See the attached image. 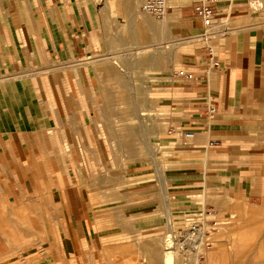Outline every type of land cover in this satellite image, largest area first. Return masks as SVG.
<instances>
[{"label":"crops","instance_id":"1","mask_svg":"<svg viewBox=\"0 0 264 264\" xmlns=\"http://www.w3.org/2000/svg\"><path fill=\"white\" fill-rule=\"evenodd\" d=\"M143 1L0 0V264L29 254L43 258L45 249L49 264H94L102 236L166 225L168 233L186 213L203 209L233 219L223 226L225 238L236 233L245 242L242 252L235 244L234 253L219 251L226 264H264V0H252L253 9L245 0L219 4V29L210 40L216 65L203 39L205 48L192 58L178 53L195 44L186 35L198 32L188 29L194 0H167L161 22L140 12ZM112 9L140 23L131 37L145 42L137 54L153 52L138 62L151 74L149 99L160 93L148 82L164 81L169 69L167 56L154 49L161 43L151 39L164 28L178 36L169 55L168 126L155 131L168 113L153 101L139 113L154 116L147 165L122 166L100 124V80L120 82L98 60L110 39L123 41L109 35ZM176 65L194 79L172 78ZM187 131L194 136L184 142L178 132ZM127 137L134 140L135 133Z\"/></svg>","mask_w":264,"mask_h":264},{"label":"rangeland","instance_id":"2","mask_svg":"<svg viewBox=\"0 0 264 264\" xmlns=\"http://www.w3.org/2000/svg\"><path fill=\"white\" fill-rule=\"evenodd\" d=\"M98 8L100 9V6H98ZM109 11L110 14L114 13V16H109L107 19L108 21L105 22L106 26L108 27L109 35L111 34V36H117L118 34H120L123 37V41L122 43L114 45L110 39L108 41L107 54H105L98 60H100L99 62H107V68L111 70L115 76L116 74L118 75L120 82L117 84L116 79L110 77H108L104 83V78L100 80L102 99L100 124L102 127H104L105 133L107 129L110 135L107 136L105 134V139L109 148L112 149L113 155L119 158L121 156L123 157V159L121 160L122 166H125L127 164H138L141 166L147 165V163L149 162L150 147L152 145L154 146L153 136L158 130H160V128H166L168 126L169 115L171 111L174 110V107L171 102V95L169 89H167L166 86L170 81L171 72V70H169L171 69V65L169 63V55H172L175 50V47L178 45V36H176L175 32H170L164 28L163 31L156 32L153 38L151 39L156 43H161L160 45L154 47V49L156 51V54H161V56H164L165 54L167 56L169 69H167V71H164V74H161L162 77L160 79L164 81H158L156 83L148 82V84L156 85L153 87V89H158L160 93L158 96H156V98L149 99L147 98L148 86L146 85V81L150 78L151 74L148 73V71L146 72L142 70V67L138 65V62L143 59H146L147 56L151 55L153 52H149V54L148 52H145L139 56L137 54V50L140 47L139 45H143L145 42L141 39H131V37L135 35V32H137L136 30L140 29V23L138 24L137 22H135L136 17H131L129 20H127V15L123 14L121 10L112 9ZM100 13H102V10H100ZM145 16L150 20L161 22V20H155L147 14H145ZM187 19L190 23L188 29L191 26H197L198 29V32L192 33V31L189 30V33L186 34L189 38H191V40H195V44L191 46L188 52H182L181 50H179L178 53H181L180 55H186L190 59L195 54H198L205 48V43L199 37V34L201 33L199 21L196 20V18ZM184 22L187 23V21L185 20ZM207 45L213 44L209 42L207 43ZM110 53H113L114 55H109ZM122 63L124 65V72L120 70L123 67L118 66ZM104 65L105 64H102L100 65V67L103 68L105 67ZM182 67L184 66L176 65L174 69ZM153 76H156V74H154ZM122 95L125 96V99ZM149 97L155 96L149 95ZM124 100H140L142 103H133L132 105H127L125 104ZM150 101H153L155 104L159 105L156 106V109H159L158 111H160L161 108H164L167 109L168 113L167 115L160 116V119H158L155 123V127H157L155 128L156 132L153 128L152 131L151 127L148 126L149 119L154 118V116L139 115V113H144L145 110L149 107L148 102ZM131 131L135 133L134 140H129L127 137L128 132L130 133ZM109 139L111 140V142L109 141ZM193 214H195L194 211L186 213V222L184 224L191 222V220L193 219ZM219 217L222 220H228L229 222L233 221V219H227L222 212ZM172 226L174 231L172 233V236L174 238L176 248L181 249L183 244L185 245L186 242L184 240L182 241L181 238H177L179 237V233H177L179 231H177V229L183 228L185 226L180 224L177 225V227L179 228H176V226L174 225ZM165 227L166 228H163L162 230H159L157 232L140 233L135 234V236H126L125 234H109L110 236L108 237L106 235V237L102 236L99 239L100 248L97 253L96 262L94 264H149L148 260H150V257H158V254H153V252L157 251V249L153 251L154 244L155 246L156 243L161 244L162 246V242L166 240L167 236L168 240H172L169 236V232L167 233V225ZM225 235L227 234L224 227L220 229L219 233L212 235L209 239V241L212 243V246H210V248L200 247V251L203 254H199V260L197 263L193 261V256L189 252H180L179 254H177L178 260L176 259V264H226V259L223 258L221 254H219V251L222 249H226V251L228 250L229 252L234 253V251L236 250L234 249V247H239L237 251L240 250L242 252V245L245 246V242H237L236 233L231 234L230 241L228 240V238H225ZM150 241H154L153 246L152 248H147L146 244ZM233 244H235L234 247H232ZM259 244L260 246H262L261 243ZM29 245L30 244H28L27 246ZM178 245L181 246L178 247ZM249 245L253 246L249 243H247L246 246L248 247ZM253 247L256 248V246ZM158 249L160 251L162 250L160 248ZM107 251L109 253H107ZM44 252L45 254L43 258L40 255L30 256L29 254V256L24 258L18 257L16 259L18 261L14 262L13 264H49L46 249L44 250ZM157 253L160 254L159 251ZM206 256L207 259L205 261ZM213 256H215V259L211 258ZM250 260L251 256L247 254L245 261Z\"/></svg>","mask_w":264,"mask_h":264},{"label":"built area","instance_id":"3","mask_svg":"<svg viewBox=\"0 0 264 264\" xmlns=\"http://www.w3.org/2000/svg\"><path fill=\"white\" fill-rule=\"evenodd\" d=\"M226 0H194V17L199 20L202 26V33L200 35L204 42L209 43L210 40L216 36V29L219 26H215V18L217 7L219 4ZM250 8H256L257 3L252 0H245ZM169 6L167 0H144L140 5V10L149 15L155 20H162L167 12ZM207 53L211 62V65H216L215 49L211 45H207ZM172 78L182 79L185 81H192L194 75L191 71L179 68L172 72ZM215 110L211 107L207 108V114H213ZM171 133V132H169ZM179 137L184 141H189L193 138V132H178ZM191 222L184 224L186 218L184 217L180 225L185 227L177 229L179 237L183 241L195 244L196 246L210 248L212 243L209 241L210 237L219 233L220 229L227 223L226 220H222L217 212L213 209H203L193 214Z\"/></svg>","mask_w":264,"mask_h":264},{"label":"bare ground","instance_id":"4","mask_svg":"<svg viewBox=\"0 0 264 264\" xmlns=\"http://www.w3.org/2000/svg\"><path fill=\"white\" fill-rule=\"evenodd\" d=\"M140 12H142L141 10H140ZM142 13H144V12H142ZM145 14V13H144ZM165 18V17H164ZM163 18V19H164ZM200 37V36H199ZM168 216V215H167ZM168 219H169V217H168ZM171 228V229H170ZM170 230H169V236L171 237V239L172 240H168V237L166 238V240H164L163 242H162V246H161V244H157L156 243V246H155V244H154V246H153V243H154V241H150L149 243H147L146 244V246H147V248L149 247H151L152 248V246H153V248H154V250L153 251H155L156 249H157V251L156 252H153V254H158V257L157 256H155V257H150L149 259L150 260H148L149 261V264H176V259H177V254H179L180 252H189L190 254H192V258H193V261L194 262H198V260H199V254H203V253H201V251H200V246H196L195 244H192V243H189L187 240L185 241L186 243H185V245L183 244V246H182V248L180 249V248H176V244H175V242H174V238H173V236H172V226H170ZM178 243H180V242H178ZM146 246H144V247H146ZM179 246H181V245H178V247ZM157 247V248H156ZM158 248H160V249H162L161 251L158 249ZM206 248V247H205ZM151 251H152V249H151ZM150 251V252H151ZM160 252V254L159 253H157V252ZM206 251V250H205ZM117 254V253H116ZM183 256V255H182ZM178 260V259H177ZM200 261H201V259H200ZM136 262V261H135ZM142 262V261H141ZM143 263V262H142ZM186 264V263H185ZM195 264V263H194Z\"/></svg>","mask_w":264,"mask_h":264}]
</instances>
